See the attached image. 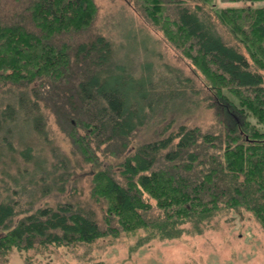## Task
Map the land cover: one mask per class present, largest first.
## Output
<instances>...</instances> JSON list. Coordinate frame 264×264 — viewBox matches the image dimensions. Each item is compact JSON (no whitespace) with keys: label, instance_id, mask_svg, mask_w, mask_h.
Wrapping results in <instances>:
<instances>
[{"label":"trees","instance_id":"1","mask_svg":"<svg viewBox=\"0 0 264 264\" xmlns=\"http://www.w3.org/2000/svg\"><path fill=\"white\" fill-rule=\"evenodd\" d=\"M26 1L20 17L26 14L37 31L0 18V90L9 93L0 99V261L13 250L26 252L28 261L32 250L91 244L140 230L146 232L143 243L173 238L181 224L227 208H244L264 228V4L212 7L247 56L223 38L203 5L136 0L140 15L202 75L203 85L192 94L204 93V99L193 102L217 107L221 126L217 132L186 124L175 129L173 116L168 124L161 118L156 136L131 148L150 116L167 117L183 104L188 110L193 97L182 99L183 89L170 81L167 90L155 89L151 79L127 73L102 35L75 45L56 41L92 25L98 11L94 0ZM192 82L180 83L189 88ZM45 107L91 163V196L105 206L102 221L94 210L71 201L35 205L42 179L23 162L48 175L41 160L34 161L31 140L33 133L45 135ZM21 123L28 129L18 134ZM56 160L49 173L61 183L68 160L61 154ZM26 171L29 180L22 181ZM59 185L45 184L42 193L63 190ZM29 193L35 197L22 204ZM149 199L156 201L158 216H152Z\"/></svg>","mask_w":264,"mask_h":264},{"label":"rangeland","instance_id":"2","mask_svg":"<svg viewBox=\"0 0 264 264\" xmlns=\"http://www.w3.org/2000/svg\"><path fill=\"white\" fill-rule=\"evenodd\" d=\"M94 1L98 11L92 25L80 33L61 35L56 41H68L75 45L80 41H90L102 35L112 43L113 60L124 67L127 73L130 72L136 78L151 79L150 85H155V89L167 90L168 83L171 82L173 88L183 89L182 99L186 94L193 97L188 110H184L183 104L179 110L171 108L167 117L163 118L161 112L156 116H150L146 124L138 129L130 147L132 148L133 144L152 140L156 136L154 129L161 124L164 125L163 122L159 124L161 118L164 121L166 119L165 124L174 119L175 122L171 126L175 129L180 124H186L189 127L198 126L203 131L217 132L221 126L217 107L208 106V101L201 102L198 106L193 102L204 99V93L197 96L192 94L203 85L202 75L195 71L190 60L184 58L161 31L140 15L136 0ZM26 2V0H0V18L7 24L22 21L28 28L37 31L28 16L25 17L26 14L20 17ZM187 2L190 7L201 4L205 8L204 11L212 12L213 22L223 38L238 46L248 56L244 46L215 17L212 7L237 6L244 3L260 5V2L225 0H209L207 3L199 0ZM191 79L192 87H185V81ZM181 80L184 84L180 83ZM166 81L170 82L166 83ZM6 90L7 88L0 90V99L4 96L9 97V93L4 92ZM44 113L45 135L33 133L34 139L31 140H33L34 161L40 159L48 175L42 173L40 169L34 170V166L30 167V163L23 162L24 167H27L31 173L39 171L37 180L42 179L40 182L42 187L37 191L35 205L54 206L60 202L71 201L94 210L97 219L102 221L105 206L103 202H97L91 196L93 176L91 163H87L74 149L70 137L58 123L55 113L47 107ZM27 129L26 124L21 123L17 127V133H24ZM19 148L22 149V146ZM59 154L68 160L69 168L65 181L61 183L56 182V175L49 173L50 164L57 162L54 160ZM101 157L103 158L102 155ZM24 167H22L23 171L26 170ZM12 171L17 173L15 169ZM45 176L48 177L47 181H44ZM19 177H22V181L29 180L27 171L22 172ZM45 184L47 187L49 184L51 186L60 184L63 190L54 187L51 193L43 194L42 188H47ZM11 187L13 191H19L14 185ZM32 197H35L32 193L23 194L22 204ZM149 201L155 207L152 216H158L160 211L156 208V201L153 199ZM145 234L144 230H140L136 234L122 233L119 237H102L91 244L70 247L51 246L49 250L43 252L32 250L29 252L28 261L24 258L26 252L13 250L8 259L0 261V264H264V228L244 208H227L209 218L183 223L181 233L177 237L157 236L147 243L140 242Z\"/></svg>","mask_w":264,"mask_h":264},{"label":"crops","instance_id":"3","mask_svg":"<svg viewBox=\"0 0 264 264\" xmlns=\"http://www.w3.org/2000/svg\"><path fill=\"white\" fill-rule=\"evenodd\" d=\"M261 4H264V1L263 2H260V5ZM240 5H248L247 3H244V4H240Z\"/></svg>","mask_w":264,"mask_h":264}]
</instances>
